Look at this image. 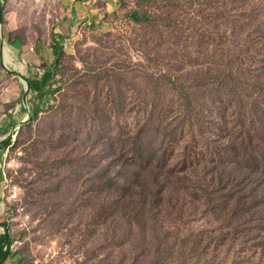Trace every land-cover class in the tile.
<instances>
[{"label":"rangeland","instance_id":"obj_1","mask_svg":"<svg viewBox=\"0 0 264 264\" xmlns=\"http://www.w3.org/2000/svg\"><path fill=\"white\" fill-rule=\"evenodd\" d=\"M75 2L0 0L8 263L264 264V0Z\"/></svg>","mask_w":264,"mask_h":264},{"label":"crops","instance_id":"obj_2","mask_svg":"<svg viewBox=\"0 0 264 264\" xmlns=\"http://www.w3.org/2000/svg\"><path fill=\"white\" fill-rule=\"evenodd\" d=\"M80 1H82V0H77V2H75L74 3V5H70V10H71V12H72V10L73 9H75V6H76V4L77 5H79V4H82V2L81 3H79ZM83 2H87V0H83ZM89 2V1H88ZM87 2V3H88ZM93 11H91V13H92ZM83 13V12H82ZM85 16L87 15L88 17H89V13L88 12H86V14H84ZM75 16V14H73V16L70 18V20H69V22H66L65 23V25H63V27L60 29V30H56L54 33L52 32V34H54L53 36H54V38H56L57 40L59 39V41H57L53 46H52V49L50 50L51 51V53L53 54V56L54 57H58V55L57 54H61L62 53V51H63V47H62V45L61 44H58V43H60V41L61 40H66L67 38H69V36H70V34L71 33H73V27H75V25L73 24V21H74V17ZM97 17V16H96ZM98 18V17H97ZM86 19H87V17H86ZM87 23V22H86ZM0 26H1V24H0ZM2 27V26H1ZM39 57H40V55H38ZM38 56H36V57H33V55H26L25 57H22V60L25 62V61H29V60H32V59H38ZM56 57V58H57ZM27 62H25L26 63V70L25 69H23V71H26V73L25 74H27L28 76H25V74H23V73H21V76L23 77V79L24 80H26V82H33V81H35L37 78H42L43 76H41V75H38L37 77H33V75H31V73H30V68H31V65H28V63ZM55 63V62H54ZM53 61L48 65V68H50L47 72H49V71H51L52 69H53ZM52 65V66H51ZM24 67V66H23ZM46 72V73H47ZM46 73H45V75H46ZM30 75H31V77H30ZM44 75V76H45ZM28 84V83H27ZM28 90H29V88H28ZM30 91V90H29ZM30 92H32V93H35L36 94V92L35 91H30ZM1 180H2V177L0 176V185H1ZM1 192L2 191H0V222L3 220V218H4V216H5V214H6V210H7V208H6V204H5V201H4V197H3V195L1 194ZM5 225H6V223H4L3 225H0L1 226V228H3L4 229V231H3V233H1V235H3L4 233H5ZM10 243H9V245H10V248H11V241H9ZM3 249L4 250H6L7 249V246L6 245H3ZM9 257H10V254L5 258V260L2 262V263H0V264H9L8 263V259H9Z\"/></svg>","mask_w":264,"mask_h":264},{"label":"trees","instance_id":"obj_3","mask_svg":"<svg viewBox=\"0 0 264 264\" xmlns=\"http://www.w3.org/2000/svg\"><path fill=\"white\" fill-rule=\"evenodd\" d=\"M130 18L136 22H140L142 20H144L143 17L138 16L137 14H132L130 15ZM59 57H57V61H58ZM52 71V70H51ZM47 72L45 76H43L42 78H37L35 81L33 82H27L28 83V88L30 91H42L45 90V88L48 86V84L50 83V72ZM10 241V236H9V232L7 230V225H5V233L3 235H0V263H2L5 258L10 254V245L9 242ZM3 245L7 246V249L4 250L3 249Z\"/></svg>","mask_w":264,"mask_h":264},{"label":"bare ground","instance_id":"obj_4","mask_svg":"<svg viewBox=\"0 0 264 264\" xmlns=\"http://www.w3.org/2000/svg\"><path fill=\"white\" fill-rule=\"evenodd\" d=\"M4 60H5V64H7V65L11 64V59L9 56V50L8 49L4 50Z\"/></svg>","mask_w":264,"mask_h":264},{"label":"built area","instance_id":"obj_5","mask_svg":"<svg viewBox=\"0 0 264 264\" xmlns=\"http://www.w3.org/2000/svg\"><path fill=\"white\" fill-rule=\"evenodd\" d=\"M2 2V1H1Z\"/></svg>","mask_w":264,"mask_h":264}]
</instances>
